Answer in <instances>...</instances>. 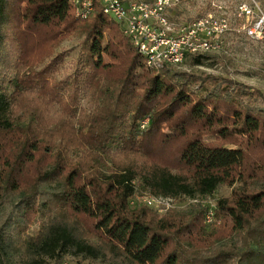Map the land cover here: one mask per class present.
<instances>
[{
    "label": "trees",
    "instance_id": "obj_1",
    "mask_svg": "<svg viewBox=\"0 0 264 264\" xmlns=\"http://www.w3.org/2000/svg\"><path fill=\"white\" fill-rule=\"evenodd\" d=\"M72 35L78 58L57 78L54 48ZM222 185L233 191L210 224L200 204L163 215L131 205ZM12 203L19 220L0 225V264H264V95L148 68L97 0L86 20L71 0H0V205Z\"/></svg>",
    "mask_w": 264,
    "mask_h": 264
},
{
    "label": "rangeland",
    "instance_id": "obj_2",
    "mask_svg": "<svg viewBox=\"0 0 264 264\" xmlns=\"http://www.w3.org/2000/svg\"><path fill=\"white\" fill-rule=\"evenodd\" d=\"M169 15L173 22L180 24V28L188 29L197 24L196 29H199L201 37L210 31L213 32L211 36H204L210 38L212 49L188 57L180 67L171 68L173 73L223 77L264 95V0H179L169 11ZM201 22H204L205 26L199 25ZM251 30L256 33L251 35ZM29 36L38 53L45 49L44 40H39L37 33ZM80 43L81 37L72 35L54 48L53 57L59 54L64 56L57 78L73 71ZM81 107L88 111L92 109L89 97H82ZM232 191L231 187L222 185L207 198L175 201L171 209L189 211L199 204L215 209L217 201L230 196ZM19 214L17 203L0 205V225L5 226L19 220ZM40 223L41 221L37 220L32 224L25 236L36 237ZM6 229L12 232L14 227L7 226ZM65 260L77 264L73 256H68Z\"/></svg>",
    "mask_w": 264,
    "mask_h": 264
},
{
    "label": "built area",
    "instance_id": "obj_3",
    "mask_svg": "<svg viewBox=\"0 0 264 264\" xmlns=\"http://www.w3.org/2000/svg\"><path fill=\"white\" fill-rule=\"evenodd\" d=\"M95 0H71L76 17L88 19L94 10ZM105 15L122 25L125 35L132 41L138 52L146 59L147 67L154 70L180 67L190 56L202 54L212 49L210 38L213 32L201 37L197 24L191 28H180L170 18L169 11L179 0H97ZM205 26L204 22H201ZM251 35L256 33L250 31ZM149 119L141 123L145 128ZM175 199L145 194L131 200L133 207L147 206L159 214H166ZM215 209L209 208L207 224L212 223ZM52 264H72L65 260Z\"/></svg>",
    "mask_w": 264,
    "mask_h": 264
}]
</instances>
